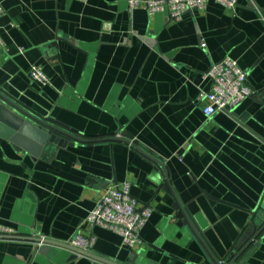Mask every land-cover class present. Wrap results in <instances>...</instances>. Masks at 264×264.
<instances>
[{"label":"crops","instance_id":"0c3cea01","mask_svg":"<svg viewBox=\"0 0 264 264\" xmlns=\"http://www.w3.org/2000/svg\"><path fill=\"white\" fill-rule=\"evenodd\" d=\"M205 1L177 22L125 0H0V94L78 142H13L0 129V225L15 230L0 236V264H105L36 241L77 234L116 264H213L177 201L220 258L262 226L264 0L235 10ZM227 57L255 95L207 118L203 75ZM125 185L153 209L133 248L85 223L104 193ZM256 242L246 264H264V232Z\"/></svg>","mask_w":264,"mask_h":264},{"label":"built area","instance_id":"2783aa9c","mask_svg":"<svg viewBox=\"0 0 264 264\" xmlns=\"http://www.w3.org/2000/svg\"><path fill=\"white\" fill-rule=\"evenodd\" d=\"M131 10L138 9L141 5L149 15L166 14L172 21H181L189 14H198L205 11V0H125ZM222 6L235 10L238 0H216ZM4 9L0 3V18ZM2 41L0 40V47ZM30 78L42 84L47 83V77L42 68L32 67ZM203 80H209L211 88L203 93L202 101L208 104L202 109L207 118H212L218 113L231 115L245 100L255 95L248 84V74L243 71L232 58H224L214 64L203 75ZM153 214L150 207L139 208V204L130 193V188H112L104 193L97 201L94 210L86 219V225L90 228L102 227L121 236L125 246L133 248L141 243L140 232ZM15 230L0 225V236H13ZM40 245H43V241ZM95 240L93 237H85L77 234L69 242V245L80 250L90 252ZM81 255V254H79ZM84 256V255H83Z\"/></svg>","mask_w":264,"mask_h":264},{"label":"water","instance_id":"95a60500","mask_svg":"<svg viewBox=\"0 0 264 264\" xmlns=\"http://www.w3.org/2000/svg\"><path fill=\"white\" fill-rule=\"evenodd\" d=\"M0 96L3 100V102L0 104V129H2V131L8 132L13 142H17L19 139H23L30 142L35 141L40 144H43L47 140L54 142L57 141L59 143H62L61 139H63L64 145L66 146L67 145L75 146L76 143H78L74 141L75 139H73V136H71L69 133L61 130L60 128L54 125L49 124L46 121H43L33 116L27 110H25L20 104L14 102L13 100H10L3 94H0ZM133 146L139 152L145 155L143 150L138 148L135 144H133ZM152 160L154 162L160 163L159 160L157 159L152 158ZM173 209L176 212H178L177 217L178 219L182 220L181 223H183V225L185 226L190 227V229L194 232L196 237L203 244L205 250L211 256L213 260V264H246L251 258V256L255 253V250H257L260 247V243L256 241L264 232V214L260 216V219L263 223L262 226H257L256 229H254L255 232L252 238L247 242V244L243 247H240L239 245L236 248L235 253H232L226 256L225 258H220L215 254V252H213V250L207 244L198 226L195 224V221L179 201H177V203L173 205ZM184 218L186 220L183 222ZM180 225L181 224H179V226ZM36 241L39 243L42 242V239L38 238ZM43 243L48 245H53L59 248H63L66 250H70L76 254H81L90 257L97 262H101L105 264H116L113 262H109L108 260H104L102 258L96 257L90 252L80 250L69 244H61L50 240H44ZM75 257L76 256H73V258ZM131 264H136V260L133 259V263Z\"/></svg>","mask_w":264,"mask_h":264}]
</instances>
